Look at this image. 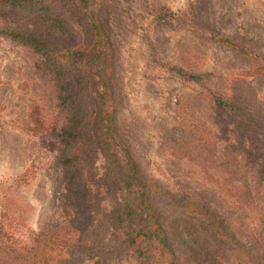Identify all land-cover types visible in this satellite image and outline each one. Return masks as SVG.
<instances>
[{
    "label": "rangeland",
    "instance_id": "rangeland-1",
    "mask_svg": "<svg viewBox=\"0 0 264 264\" xmlns=\"http://www.w3.org/2000/svg\"><path fill=\"white\" fill-rule=\"evenodd\" d=\"M59 2L77 33L61 54L88 83L87 96L103 91V69L113 80L125 151L164 189L201 199L240 227L244 244L264 251V230L255 212L238 206L229 192L239 186L255 193L260 186L257 207L264 213V131L243 135L233 130L210 102L221 96L264 115V0H99L89 17L100 24L107 41L100 58L94 57L98 42L90 40L81 18L85 10L77 0ZM26 17L0 5V222L15 233L0 243V255L29 245L27 230L48 233L75 217L61 162L58 136L66 121L55 77L44 57L1 34L6 27L35 28ZM178 70L206 79L187 81ZM94 111L89 106L79 124L89 141L79 168L94 217L83 264H137L110 226V213L125 198L115 175L122 152L94 138ZM189 111L216 131L218 144L206 154L215 157L212 167L195 163L198 154L189 159L185 154L191 136L177 121ZM237 134L245 143L235 151L241 163L222 168L226 140Z\"/></svg>",
    "mask_w": 264,
    "mask_h": 264
},
{
    "label": "trees",
    "instance_id": "trees-1",
    "mask_svg": "<svg viewBox=\"0 0 264 264\" xmlns=\"http://www.w3.org/2000/svg\"><path fill=\"white\" fill-rule=\"evenodd\" d=\"M98 1L77 0L78 7L85 10L81 18L86 23L90 40L98 42L99 52L94 55L95 58H100L107 50V41L101 33L100 24L89 17L91 5ZM0 5H9L15 14L27 16V20L36 25L33 29L6 27L1 34L44 57L55 77L59 90V110L66 121L58 136L62 145L61 162L75 212L71 222L54 231L36 233L27 230L26 238L30 244L13 254L0 255V264L85 262L89 244L86 234L94 217L88 200L87 183L79 168L89 141L85 143V134L79 124L85 119L89 106L95 108L94 126L98 132L94 138H99L97 140L102 141L105 148L113 145L122 152V159L116 158L120 163V171L115 175L123 183L125 198L121 208L110 213V226L116 240L130 250L137 264H264V251L244 244L241 229L234 222L196 196L164 189L146 175L130 157V153L125 151L117 124V94L113 80L104 74L103 69V91L99 94L97 92L95 97L87 96L85 90L88 83L69 69L66 54H61L62 47L69 38H76L77 33L74 21H71L73 18L67 16L59 0H0ZM91 60L95 62L94 59ZM177 75L196 83L206 79L204 75H188L180 70ZM92 83L95 84L94 81ZM210 102L224 122L232 124L233 130L244 131L243 135L264 131V115L249 113L232 99L221 96ZM177 122L191 136L187 143L192 144L191 150L189 147L185 153L188 159L195 153L198 154L195 163L200 167H212L215 157H208L206 154L218 144L214 142L218 139L216 131L196 120L191 111L181 113ZM240 137L237 134L226 140L222 168H232L229 165L241 163L235 156V151H240L245 146ZM256 142L255 140L252 144ZM93 143L99 144L98 141ZM114 162L111 160L109 164ZM231 174L229 177L234 176ZM229 192L238 206L249 207L255 212L254 219L260 222L259 225L264 230V213L257 207L260 186L255 193L239 186H232ZM13 234L12 229L0 222V243L11 240Z\"/></svg>",
    "mask_w": 264,
    "mask_h": 264
}]
</instances>
